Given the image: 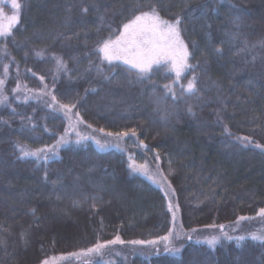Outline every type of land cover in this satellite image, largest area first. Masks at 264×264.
Returning <instances> with one entry per match:
<instances>
[{
	"label": "trees",
	"instance_id": "1",
	"mask_svg": "<svg viewBox=\"0 0 264 264\" xmlns=\"http://www.w3.org/2000/svg\"><path fill=\"white\" fill-rule=\"evenodd\" d=\"M17 2L19 22L0 39V264H264L249 231L264 208V0ZM151 6L181 21L191 67L179 80L167 63L141 75L98 51ZM0 10L12 15L11 0ZM193 77L195 94L181 88ZM61 104L75 107L66 115ZM62 136L47 160L20 151ZM238 222L242 241L192 236ZM170 231L179 253L127 243ZM116 236L126 243L102 256L70 255Z\"/></svg>",
	"mask_w": 264,
	"mask_h": 264
},
{
	"label": "snow or ice",
	"instance_id": "2",
	"mask_svg": "<svg viewBox=\"0 0 264 264\" xmlns=\"http://www.w3.org/2000/svg\"><path fill=\"white\" fill-rule=\"evenodd\" d=\"M11 4L13 9L15 10L14 14L11 16H6L2 10H0V39H6L9 35H11L12 27L19 22V14L21 9V4L17 2V0H11ZM84 12H87V8H83ZM6 21V23H5ZM181 21L177 18L174 22H170L168 20L163 19L159 12L157 11L155 6H151L147 11H141L138 15H134L127 23L123 24V30L119 32L115 39L109 38L102 42V46L98 49L100 53H102L103 61H107L109 64H112L114 61H122L124 64L130 66L129 70L135 69L139 74L146 75L151 70L153 65H159L162 62L170 65L171 69L175 72L177 80H179L182 72L187 68L191 67L188 63V59L190 56V52L188 50L187 44L181 37L180 34V25ZM219 51V50H217ZM57 68L58 70L66 68V65L61 61L57 60ZM7 68H5V72ZM43 80V77L40 78ZM196 77H193L184 88L181 85V88L184 89L185 92L195 94L197 92ZM3 84V81L0 80V85ZM167 87V86H166ZM6 99V98H5ZM54 103L56 102L55 96L52 97ZM75 107V105L61 104L60 108L65 110L66 115L71 112V109ZM191 111V109H189ZM78 115V113H77ZM91 127V125H89ZM102 132L103 129H100ZM79 136V134H77ZM108 136H115L118 139L129 136L128 132H117V133H107ZM132 136H136V130L133 129L131 132ZM88 139V137H79L76 141L80 143L82 140ZM92 139H95L92 137ZM240 139L241 142L248 141L251 142L249 138H237ZM66 139L64 136L60 137V141L56 146L52 148H44L38 149L35 152H30L23 147H20V151L23 156H34L37 158H42L44 160L49 159L48 153L54 152L56 147L59 144L66 143ZM95 143L98 145L100 149H105L110 145L105 142L101 143L100 140H95ZM119 146L118 144L116 145ZM144 147H147L144 145ZM256 147H264L261 145H256ZM44 155L41 156L40 154ZM157 155V159H158ZM131 163L129 167L134 172H140L143 175L148 176L149 179L153 181V183L157 184L160 187L164 186V182L167 181V177L161 175L159 180L155 179L152 175L149 174L147 164L137 165L131 157H129ZM174 192V190H173ZM167 195V193H165ZM176 209L178 210L179 205L177 204ZM168 210H173V204L171 201L168 203ZM35 210H33L34 212ZM258 215L264 217V208H261L258 212ZM173 222L176 219V213L173 212L172 216ZM241 220L248 219L247 217H240ZM221 229V235L227 239H233V237L228 236L226 232H223L224 225L218 226ZM252 240L264 242V232L261 234H251L250 237ZM181 239L180 233H176L175 236L173 232H169L167 235L159 237L157 240H132L127 243L133 245H150L156 246L163 243L164 249L166 252L179 253L181 249L173 246V241ZM187 239H192L191 236H187ZM220 237L212 236L206 242L210 246H215ZM238 241H242L245 239L244 236H240L236 238ZM124 244L126 243L119 236H116L113 240H109L104 243H96L93 247L83 249L80 252H73L70 255L73 257L79 256H88L89 254H95L97 256H102V249L108 247L109 245L114 244ZM55 259V258H53ZM42 264H49V260H44Z\"/></svg>",
	"mask_w": 264,
	"mask_h": 264
},
{
	"label": "rangeland",
	"instance_id": "3",
	"mask_svg": "<svg viewBox=\"0 0 264 264\" xmlns=\"http://www.w3.org/2000/svg\"><path fill=\"white\" fill-rule=\"evenodd\" d=\"M15 12V10H14ZM5 14V13H4ZM14 14V13H13ZM12 14V15H13ZM6 16H11L8 14H5ZM6 23V21H5ZM16 25V24H15ZM14 25V26H15ZM14 26L12 27V29L14 28ZM114 62H121L122 61H114ZM185 71V70H184ZM184 71L182 72L181 75H183ZM174 72V71H173ZM175 73V72H174ZM252 227H250L249 231H250V235L251 234H261L262 232H264V217L258 216V218L251 224ZM245 226L243 225L242 222H238L236 225H234L231 228H228L226 230H222L223 232H226L228 234V236L233 237L234 240H237V237L243 236L242 232L245 230ZM194 238L197 237V240H201L203 242H205L206 244H208L206 241L211 238L212 236H218L220 237L219 240H224L227 239L225 237H223L221 235L220 231H204L202 234H193L192 235ZM209 245V244H208Z\"/></svg>",
	"mask_w": 264,
	"mask_h": 264
}]
</instances>
